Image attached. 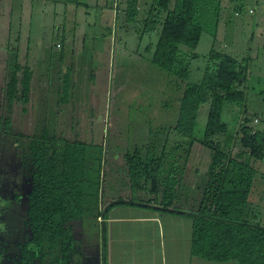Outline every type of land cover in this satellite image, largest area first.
<instances>
[{
	"label": "rangeland",
	"instance_id": "374dc122",
	"mask_svg": "<svg viewBox=\"0 0 264 264\" xmlns=\"http://www.w3.org/2000/svg\"><path fill=\"white\" fill-rule=\"evenodd\" d=\"M195 4L196 21L203 32L195 50L197 58L190 66L188 83L202 81L211 48L228 52V48L222 47V40L236 43V52L249 61L254 58L255 49L264 43V20L258 18L253 0H245L244 4L252 7L254 13L245 12L238 17L234 16L237 9L234 0H196ZM88 5L85 35L77 37L84 44L81 49L76 45L73 52H68L71 42L66 37L61 62L56 52L50 51V45L61 35L58 28L70 24L69 19L64 21L65 6L48 0H0V116L5 115L3 89L15 62L32 70L30 108L27 106V111L21 114V106L14 104L10 131L0 132V264H12V258L18 259L20 245L29 233L25 221L32 168L27 143L43 129L68 138L78 133L79 140L90 145L96 154L101 151L105 175L100 190L105 195L130 197L125 158L136 151L145 162L158 157L157 161L161 160L168 172L166 176L170 170L173 177L182 170L196 173L200 189L188 197V203L193 206L199 202L205 187L210 152L199 141L209 105L205 103L199 109L193 147L189 148L190 140L172 129L184 83L147 59L142 50L147 40L137 22L127 21L122 13L112 14L109 0H88ZM251 19L256 21V26L249 40L253 28L249 24ZM57 44L55 48L59 49ZM97 50L101 52V61L96 60ZM255 61H250L249 77L243 86V109L227 104L221 117L228 125L224 139L232 153L239 149V129L245 117L252 128L264 127V76L259 75L264 70V52ZM69 68L73 91L69 102L73 108L68 107L66 116L73 124L63 125L58 124L64 116L56 110L55 87L57 71ZM255 167L257 174H264V160ZM248 211L254 213L250 222L256 220L264 225V194L260 205L250 204ZM84 231V263L95 264L92 219L85 221Z\"/></svg>",
	"mask_w": 264,
	"mask_h": 264
},
{
	"label": "trees",
	"instance_id": "16d2710c",
	"mask_svg": "<svg viewBox=\"0 0 264 264\" xmlns=\"http://www.w3.org/2000/svg\"><path fill=\"white\" fill-rule=\"evenodd\" d=\"M148 1L151 6L146 15L143 0H125L124 16L140 25L143 37L151 33L153 41L155 36L149 49L151 63L184 83L172 129L193 144L199 109L209 105L199 141L210 152L207 181L196 211L180 213L192 220L191 255L214 262L264 264V227L244 219L257 175L255 165L264 160V127L252 128L245 117L239 129V150L232 153L224 139L228 125L221 120L225 105L244 107L248 62L211 48L202 81L188 83L190 61L197 58L195 50L203 32L196 21V0ZM114 14H118L116 10ZM60 79L55 87L57 102L68 103L70 68ZM31 80L32 70L15 62L3 89L5 115L0 116V132L10 131L14 104L21 106L22 114L27 111ZM27 152L32 168L25 221L29 239L20 245L17 264H80L85 221L106 213L100 210L105 175L102 153L96 154L79 140L78 133L68 138L47 129L29 138ZM125 164L130 197L112 205L146 206L173 213L176 192L172 170L166 176L161 160L151 166L139 151L127 156ZM149 181L151 189H147Z\"/></svg>",
	"mask_w": 264,
	"mask_h": 264
},
{
	"label": "crops",
	"instance_id": "0c3cea01",
	"mask_svg": "<svg viewBox=\"0 0 264 264\" xmlns=\"http://www.w3.org/2000/svg\"><path fill=\"white\" fill-rule=\"evenodd\" d=\"M48 1H51V3L54 2L63 4L66 10L64 12V21L69 19L70 22V24L65 26L63 29L58 28V33H61V35L50 45V51L53 53L56 52V57H58L62 62V60H64V56H61V54L65 51L66 37H68L71 42V45L68 48L69 52H73L76 45H78L79 49H81L84 44L83 40L80 41L77 37L81 38L85 35L84 30L86 29L87 24L85 19L90 13V5H88V0H77V3H69L67 0ZM109 1L111 2L112 14L115 13V10L117 13L125 14V0ZM244 1L245 0H234L237 7L234 16L238 17L245 12L249 15L254 13V9L250 6L247 7L246 4H244ZM143 4L145 5L142 7L143 13L147 15V11H149L151 6L150 2L148 0H143ZM253 5L258 11V18L264 20V0H253ZM68 12L71 14L69 15ZM96 14H98V12ZM251 20L252 21L249 24L253 25V28L248 37L249 40H251L253 36L254 26H256V21L254 19ZM81 21L84 22L81 23ZM147 35L148 36L145 37L147 38V41L143 44L142 50L144 54L148 55L147 59L151 60V51L149 50L152 43L151 33ZM222 41V47L225 49L228 48V52L226 53L236 57L238 60H246L248 62V67L250 65V61L256 60L255 62H257L258 55L261 52H264V43H262V46H258L255 49L256 54L254 58L249 61V58L242 57L236 52L235 45L237 44L233 43L232 40ZM57 43L61 44V48H55V44ZM95 53L96 60L98 59L101 61V52L97 50ZM193 60L195 59L190 61V65ZM252 63L253 62H251V64ZM57 73L58 86L61 80L60 76L66 73V71L61 70L57 71ZM259 75L263 77L264 70L261 71ZM72 92L73 91L70 89V102L71 99H73ZM262 92L263 91H259V93ZM70 102L62 104L60 102L58 103V108L56 110H60L61 114L64 116L63 121L58 124H73V122H70L71 119H67L66 116L69 110L68 107L73 108V105H70ZM29 104L30 102L28 105ZM55 124L56 123H53V125ZM179 147H181V144H179ZM188 147L192 148L193 144L189 143ZM147 162L152 166L157 162V160L152 159ZM174 178L176 199L173 207L171 208L173 213L159 212V210H154L151 207L146 206L143 207L124 204L112 205L121 198L115 197L114 195H105L102 191V195L100 197V210L102 212L105 211L106 213L98 216L96 220H93L95 264H238L234 261H207L191 255L192 220L188 215L180 213H193L196 211L198 201H196V204L193 206L188 203V197L193 193L195 194V192L200 189L197 185L198 177L196 173H193V171L183 173L182 170L179 174L175 175ZM151 187V181H149L147 189H151ZM159 191L162 190L159 188ZM262 194H264V174H257L248 197V206L250 204L254 206L260 205ZM126 199L128 198L123 200ZM253 215L254 213L247 210L244 219H247L250 222V218H252ZM250 223L259 224L256 220L255 222ZM259 225L264 227V225ZM84 248L85 231L83 229L82 249L79 257L80 264H85Z\"/></svg>",
	"mask_w": 264,
	"mask_h": 264
},
{
	"label": "flooded vegetation",
	"instance_id": "af4514ba",
	"mask_svg": "<svg viewBox=\"0 0 264 264\" xmlns=\"http://www.w3.org/2000/svg\"><path fill=\"white\" fill-rule=\"evenodd\" d=\"M29 192H30V190L28 191V194H29ZM28 194H27V195H28ZM27 199H28V198H27ZM25 227H26V226H25ZM28 232H29V231H28ZM28 239H29V233L27 234V237H26V239L24 240V243L27 242ZM24 243H23V244H24ZM16 255H17V254H16ZM19 256H20V253H18V259H17V260H16V259H13V258L11 259L12 264H17V263H18V261H19ZM14 260H15V261H14Z\"/></svg>",
	"mask_w": 264,
	"mask_h": 264
},
{
	"label": "built area",
	"instance_id": "2783aa9c",
	"mask_svg": "<svg viewBox=\"0 0 264 264\" xmlns=\"http://www.w3.org/2000/svg\"><path fill=\"white\" fill-rule=\"evenodd\" d=\"M56 47H57V48H60V45L57 44ZM254 122L256 123V122H258V120L255 118V119H254Z\"/></svg>",
	"mask_w": 264,
	"mask_h": 264
}]
</instances>
